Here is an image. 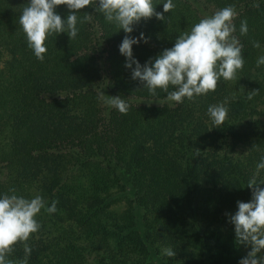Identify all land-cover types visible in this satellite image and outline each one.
I'll return each mask as SVG.
<instances>
[{
    "label": "trees",
    "instance_id": "1",
    "mask_svg": "<svg viewBox=\"0 0 264 264\" xmlns=\"http://www.w3.org/2000/svg\"><path fill=\"white\" fill-rule=\"evenodd\" d=\"M204 1L218 10L235 6L244 67L235 81L221 79L215 92L176 104L132 79L119 45L125 35L143 33L147 42L133 45V57L141 65L154 60L202 19L188 0H173L165 20H142L131 34L108 23L94 4L78 14L93 18L78 24L75 40L49 36L43 62L18 23L28 0H0V197L15 187L25 198L41 195L49 207L58 201L56 213L42 209L36 217L41 228L28 241L27 264H89L82 237L105 247L96 251V264H151L162 248L176 252L167 264H235L247 255L225 217L238 211V201L252 200L247 181L264 155V66H256L264 55V0ZM154 2L163 12L164 0ZM56 12L69 14L63 5ZM245 19L249 31L241 35ZM252 90L258 93L248 100ZM101 92L125 100L127 114L99 100ZM226 97L228 118L213 132L207 109ZM220 137L230 149L246 148L241 161L220 153ZM121 200L125 212L108 222ZM66 220L80 230H65L57 243L39 239ZM24 258L23 244L8 257Z\"/></svg>",
    "mask_w": 264,
    "mask_h": 264
},
{
    "label": "clouds",
    "instance_id": "2",
    "mask_svg": "<svg viewBox=\"0 0 264 264\" xmlns=\"http://www.w3.org/2000/svg\"><path fill=\"white\" fill-rule=\"evenodd\" d=\"M94 4L97 13L103 14L108 23L115 24L127 34H131L134 25L142 20L154 16L165 20L164 13L176 7L173 0H164L163 12L156 11L154 0H28L18 23L35 57L44 61L48 51L46 41L51 35L67 33L71 42L75 40L79 33L78 24L90 23L93 18L89 13L83 17L78 14ZM62 5L69 10L66 19L56 12L57 7ZM253 7L259 5L253 4ZM236 16L235 6L229 5L203 17L190 31L180 34L172 48L165 49L144 65L133 57V45L139 44L141 39L147 42V38L143 33L139 38L125 35L119 45L120 53L127 58L125 67L132 69V79L138 80L151 95L155 96L158 89L166 93L165 99L169 103L180 104L185 99L193 101L196 97L215 92L221 79L235 81L237 73L244 67L243 45L235 35L236 26L233 23ZM239 31L241 35H247L246 19L240 22ZM253 47L260 48L259 42L254 41ZM256 66H264V55L258 57ZM257 93V90H252L246 98L251 100ZM98 99L121 114H127L129 104L120 96H108L101 92ZM227 104L226 97L221 103L209 105L207 115L214 127H221L227 120ZM199 155L198 150L196 156ZM262 170L264 155H261L255 172L247 181V187L252 190V200L238 201V211L234 215L226 213L229 223L234 225L236 242L249 249L239 264H264V187L260 186L264 185V180L258 179ZM9 193L0 197V264H27V257L31 254L28 241L41 228L36 217L42 209L49 214L56 213L58 201H52L49 207L41 195L25 198L16 194L15 187L10 188ZM17 244H23L25 258L13 262L8 257ZM162 255L171 258L176 252L166 248Z\"/></svg>",
    "mask_w": 264,
    "mask_h": 264
},
{
    "label": "rangeland",
    "instance_id": "3",
    "mask_svg": "<svg viewBox=\"0 0 264 264\" xmlns=\"http://www.w3.org/2000/svg\"><path fill=\"white\" fill-rule=\"evenodd\" d=\"M191 5L193 6V8H195V10L197 11L196 13L200 15V17H205V16H210L212 15L214 12H216L218 9L215 8L213 5H209L207 4L204 0H188ZM264 52V49H262ZM3 65V61L0 62V67ZM139 102L144 103V104H162L164 102V100H144V99H139ZM160 102V103H159ZM264 108V104L261 106ZM264 110V109H263ZM206 122L208 123L209 127L211 128V130L213 132L218 131L219 129L214 127V125L212 124L209 116L206 117ZM220 143V146L222 144V148L219 150L221 154L223 153H228L229 155H231L233 157L234 160H242L243 159V155H245L246 153V148L241 145V144H236L235 146H233V148H229L228 146L224 145L225 143V139L224 137H220V140H218ZM227 143H231L230 139L227 138ZM125 207L126 204L124 201H118L115 202L111 208L109 209V212L107 213L105 219L108 222H111L112 219L118 220L123 213L125 212ZM82 212H84V210H81ZM225 222L228 223L229 219L228 216L225 217ZM70 228H73L75 231H79L80 230V226L74 221V220H66L65 222L62 223L61 226L57 225V227H52L50 231H44L42 232L39 236H41L39 239L42 240H46V241H51L53 243H57V241L60 239L59 237L61 235H64L65 230L68 231ZM67 234V233H66ZM74 238V237H73ZM38 239V237H37ZM38 239V240H39ZM82 246L86 247L88 251H86L87 253V258H88V263L89 264H96L95 260H96V251H98L99 253H103L105 252L104 250V246H101L99 244L92 243L90 239L84 238L82 237L81 240ZM110 244L112 247L116 246V240H111ZM166 249V248H162L161 249V253L159 254V258L160 259H154L151 260V264H167L168 260L170 259L169 257H167L166 255H162V251Z\"/></svg>",
    "mask_w": 264,
    "mask_h": 264
},
{
    "label": "water",
    "instance_id": "4",
    "mask_svg": "<svg viewBox=\"0 0 264 264\" xmlns=\"http://www.w3.org/2000/svg\"><path fill=\"white\" fill-rule=\"evenodd\" d=\"M235 264H239V262L235 263Z\"/></svg>",
    "mask_w": 264,
    "mask_h": 264
}]
</instances>
